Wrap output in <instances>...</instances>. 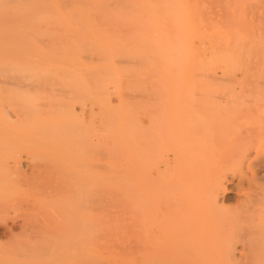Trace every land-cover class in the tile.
<instances>
[{"label": "rangeland", "instance_id": "obj_1", "mask_svg": "<svg viewBox=\"0 0 264 264\" xmlns=\"http://www.w3.org/2000/svg\"><path fill=\"white\" fill-rule=\"evenodd\" d=\"M193 103L264 105V0H0V264H264V234L210 258L192 246L184 263L139 244L167 181L155 167L185 135L200 150L264 142L251 118L181 131ZM219 156L208 161L232 185L248 174L241 156Z\"/></svg>", "mask_w": 264, "mask_h": 264}, {"label": "bare ground", "instance_id": "obj_2", "mask_svg": "<svg viewBox=\"0 0 264 264\" xmlns=\"http://www.w3.org/2000/svg\"><path fill=\"white\" fill-rule=\"evenodd\" d=\"M214 107L215 108L205 104L198 105L194 103L189 105L188 109L191 111L187 112L189 113L187 116H183L179 119V125L177 128L181 130V128L186 126V128H190L191 130L194 129V131L196 129H203V131L205 130L213 135L214 132L219 134L218 132L221 130L218 125L217 128L211 127L215 121H224V125H228V132L229 129L232 130L230 126H235L234 124L237 120L253 119L254 122H262L264 120L263 104L221 103L215 105ZM223 110H228L229 116L227 115V117L222 118L223 114H221L220 117L219 114L225 112ZM232 123L233 125H231ZM160 126L162 127L161 124ZM224 128L226 129V127ZM216 129L219 131L216 132ZM185 134L188 133L186 132ZM205 134L207 133L205 132ZM223 134L224 133H221L220 136ZM192 135L193 133L185 135L186 138H183V142L179 144L181 149L180 147L177 150H172L170 148L172 158L171 160L167 159L165 162L161 163L162 168L160 165H156L155 167L156 175L167 179L166 183L163 182L164 184L159 186V188H157L154 192V202L156 203L154 205V216H152L153 219L151 218L150 220H147V222H152L151 220H154V223H152L155 225L157 230L153 231H156V234L152 232L154 235L152 234L151 238L149 237V240L148 237L146 239L145 232L148 231L146 229H149L147 227L149 222L147 223L144 218H147L148 216L146 214V217L143 216L142 218L141 216V219H143L141 222V226L143 228V232L141 230V233L143 234V238L141 239L140 237L141 240L139 244L145 246L154 245V253L152 252L155 254L154 258H157L161 254H175V256L177 255L176 258L179 257L181 262L184 261V258L187 260V249L189 250L192 246L199 247L200 249L196 248V251L201 252L200 250L202 249L200 254L206 258H210L213 256L211 253L215 250L214 248L218 245H255L256 239L259 240L257 242H260V245L262 240H260L258 236H263L264 234V225L262 227L260 226L261 224H259L262 220L264 221V213H262L264 211V198L262 193L259 195L261 197L257 195L260 194L261 191H257L259 187L255 189L258 185L255 186L256 184L254 178L258 176L256 175V172L261 169L264 170V155H260L264 153H262L264 142H259L249 133L241 136L244 138L242 140H238L236 137H225L226 139L224 138V140L219 138L220 141H216L215 143L216 149L200 150L197 148H200L204 144H201L196 141V139H193ZM160 136L163 137L164 135ZM164 137L162 139L166 138ZM164 141L167 144L170 139L169 141L167 140L168 142L166 140ZM174 143L173 145L170 144L168 146L173 147L175 146ZM224 144L226 145L225 147L229 145V149L227 148V150H224L222 148V150L221 147H223L222 145ZM147 146V143L142 141L143 154H145ZM198 151L202 153L201 156H198ZM218 155H223L222 157L227 159V161L228 159L241 156V161L246 162L248 174L242 176V178H240L241 180L238 179L237 184L232 185V182H228V178L225 173H220V171L213 167L211 162L208 161V159L216 161ZM222 157L219 159L224 160L221 159ZM217 161L219 160L217 159ZM256 168L258 171L255 170ZM235 175L236 173L232 171L231 177L234 178ZM239 180L241 183H239ZM244 183H246L245 187L243 186ZM253 184H255V187L252 188L251 185ZM234 193L236 196L232 197L231 195ZM144 196L146 199L143 200L142 198L144 197L141 196V200L144 201H141V205H147V203H145L147 200L146 194ZM225 203H228L231 206H227ZM261 206H263V208ZM232 207H235L238 211V214H236L234 219L225 216L223 212L226 208L232 209ZM143 208L145 209L146 207L144 206ZM144 209H142L143 212ZM261 214H263L262 219L259 218L261 217ZM256 219H259L260 222ZM153 224H150L152 228L149 225L151 229H153ZM66 252L69 256V251L66 250ZM191 252H189V255H191ZM7 253L8 252L4 254H6V256L10 254ZM196 253L194 254L195 256ZM214 253H216V251ZM195 256H192V258L198 259L196 257H201L199 254L196 257ZM172 257L174 256L172 255ZM3 258L4 257H1V262L6 259ZM10 258V260H12V257ZM47 258L49 257L47 256ZM66 258L68 257L66 256ZM66 258L62 260L63 264L66 263L64 262ZM186 263L189 264L188 262H185V264Z\"/></svg>", "mask_w": 264, "mask_h": 264}]
</instances>
